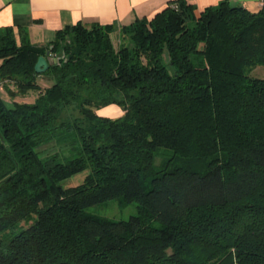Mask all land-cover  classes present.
Returning a JSON list of instances; mask_svg holds the SVG:
<instances>
[{"label":"trees","instance_id":"16d2710c","mask_svg":"<svg viewBox=\"0 0 264 264\" xmlns=\"http://www.w3.org/2000/svg\"><path fill=\"white\" fill-rule=\"evenodd\" d=\"M116 27L0 29V264H264V6L171 1L118 46ZM110 199L136 214L88 211Z\"/></svg>","mask_w":264,"mask_h":264},{"label":"crops","instance_id":"0c3cea01","mask_svg":"<svg viewBox=\"0 0 264 264\" xmlns=\"http://www.w3.org/2000/svg\"><path fill=\"white\" fill-rule=\"evenodd\" d=\"M176 0H0V29L10 26L16 36L19 29L26 30L30 41L45 45L55 37V31L76 22L115 23L112 37L119 40V27L137 17L150 16ZM220 0H184L194 6L195 13ZM233 5H242L258 10L260 0H228ZM102 116L118 117L121 108L109 104L96 109Z\"/></svg>","mask_w":264,"mask_h":264},{"label":"rangeland","instance_id":"374dc122","mask_svg":"<svg viewBox=\"0 0 264 264\" xmlns=\"http://www.w3.org/2000/svg\"><path fill=\"white\" fill-rule=\"evenodd\" d=\"M114 45L118 46L119 40L116 37H112ZM253 76L256 77H262L264 78V65H257L250 73ZM41 84L45 85L48 84L49 80H47L46 76L40 77ZM2 96L8 100L7 94L1 90ZM32 95H35L34 92H30L28 95L24 97H17L22 99H27L31 97ZM108 105L101 106L100 108H105ZM118 106V105H116ZM119 107V106H118ZM122 111V109H121ZM122 114V113H121ZM79 114L73 107V105H68L62 108L60 119L62 120H78V122H81V119H79ZM89 172V169H85L83 171L77 172L70 177L62 180L60 184L62 186H72L77 185L82 182L84 179V176ZM88 211L92 214H97L100 216H105L108 218H113L115 220L120 219H127L130 215L136 214L137 212V203L135 201H132L130 203L121 204L118 199H110L108 201L98 203L95 205H92L88 208Z\"/></svg>","mask_w":264,"mask_h":264},{"label":"water","instance_id":"95a60500","mask_svg":"<svg viewBox=\"0 0 264 264\" xmlns=\"http://www.w3.org/2000/svg\"><path fill=\"white\" fill-rule=\"evenodd\" d=\"M49 68V63L44 55H40L34 65L36 72H43Z\"/></svg>","mask_w":264,"mask_h":264},{"label":"built area","instance_id":"2783aa9c","mask_svg":"<svg viewBox=\"0 0 264 264\" xmlns=\"http://www.w3.org/2000/svg\"><path fill=\"white\" fill-rule=\"evenodd\" d=\"M261 7L264 6V0H260Z\"/></svg>","mask_w":264,"mask_h":264}]
</instances>
